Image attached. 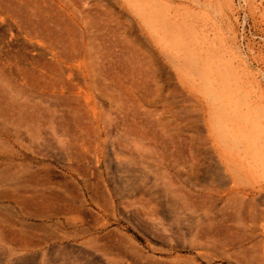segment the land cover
Returning a JSON list of instances; mask_svg holds the SVG:
<instances>
[{
  "label": "rangeland",
  "instance_id": "rangeland-1",
  "mask_svg": "<svg viewBox=\"0 0 264 264\" xmlns=\"http://www.w3.org/2000/svg\"><path fill=\"white\" fill-rule=\"evenodd\" d=\"M0 264H264V0H0Z\"/></svg>",
  "mask_w": 264,
  "mask_h": 264
},
{
  "label": "bare ground",
  "instance_id": "bare-ground-1",
  "mask_svg": "<svg viewBox=\"0 0 264 264\" xmlns=\"http://www.w3.org/2000/svg\"><path fill=\"white\" fill-rule=\"evenodd\" d=\"M37 58H38V57H37ZM41 58H42V57H40V59H41ZM44 59H45V58H44ZM46 64H49V62H47ZM112 68H115V67L113 66ZM138 69H139V68H138ZM137 71H138V70H137ZM60 74H61V73H60ZM42 76H43V75H42ZM62 76H63V75H62ZM38 78H39V77H38ZM106 79H107V78H106ZM113 88H114V87H113ZM110 90H111V88H110ZM72 91H73V90H72ZM115 95H116V94H115ZM10 101H11V100H10ZM10 101H9V102H10ZM13 103H14V102L9 103V104H10V105H11V104L13 105ZM7 105H8V103H7ZM10 105H9V107H11ZM15 105H16V104H15ZM15 105H14V107H15ZM58 105H59V104H58ZM12 107H13V106H12ZM16 107H17V106H16ZM22 108H23V107H22ZM58 108H59V107H58ZM10 109H11V108H10ZM15 111H16V110H14V112H15ZM19 111H20V110H19ZM21 111H22V109H21ZM119 111H120V110H119ZM9 112H12V111L10 110ZM62 112H63V111H62ZM16 113H17V112H16ZM23 113H25V112H23ZM36 115H37V114H36ZM176 115L179 116L178 114H176ZM10 116H11V115H10ZM34 117H35V116H34ZM77 117H78V116H77ZM19 120H20V119H19ZM24 121H25V120H24ZM24 123H25V122H24ZM175 142H176V141H175ZM179 143H180V142H179ZM170 145H172V143H171ZM35 163H36V162H35ZM37 173H38V172H37ZM31 175H32V174H31ZM34 176H35V175H34ZM38 177H39V176H38ZM36 179H37V178H36ZM21 180H22V179H21ZM45 182H46V181H45ZM20 183H21V182H20ZM56 184H57V183H56ZM32 185H33V184H32ZM63 188H65V187H63ZM34 193H35V192H34ZM39 195H40V194H39ZM42 195H45V194H42ZM2 196H3V195H2ZM50 197H51V196H50ZM34 198H35V197H34ZM34 198H33V199H34ZM38 198H39V197H38ZM43 199H45V198H43ZM48 199H49V198H48ZM48 199H47V200H48ZM27 200H28V198H27ZM30 200H31V199H30ZM50 200H51V199H50ZM36 201H38V200H36ZM144 201H145V199H144ZM17 202H18V201H17ZM32 202H34V201H32ZM146 202H147V201H146ZM25 203H26V202H25ZM42 203H43V202H42ZM255 204H256V203H255ZM257 204H258V203H257ZM260 204H261V203H260ZM232 206H233V205H232ZM62 208H63V207H62ZM256 208H257V207H256ZM235 209H237V208H235ZM235 209H234V207L232 208V210H234V211H235ZM54 210H55V209H54ZM54 210H53V211H54ZM259 210H260V209H259ZM254 211H256V210H254ZM230 213H231V212H230ZM233 213H234V212H233ZM227 214H229V213H227ZM231 214H232V213H231ZM231 214H229V215H230L229 217H231ZM253 214H254V213H253ZM222 216H223V215H222ZM232 217H233V216H232ZM232 217H231V218H232ZM249 217H250V216H249ZM249 217H248V218H249ZM228 219H230V218H228ZM234 222H235V221H233V223H234ZM207 231H208V230H207ZM207 231H206V232H207ZM207 235H208V234H207ZM211 238H212V237H211ZM211 240H212V239H211ZM223 240H224V239H223ZM230 241H231V240H230Z\"/></svg>",
  "mask_w": 264,
  "mask_h": 264
}]
</instances>
